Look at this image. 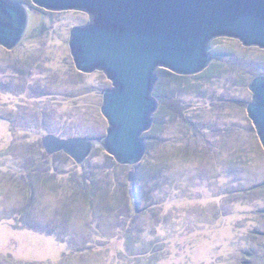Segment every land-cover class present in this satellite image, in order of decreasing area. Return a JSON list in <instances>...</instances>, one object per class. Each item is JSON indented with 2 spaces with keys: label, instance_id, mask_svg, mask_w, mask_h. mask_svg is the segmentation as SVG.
Segmentation results:
<instances>
[{
  "label": "rangeland",
  "instance_id": "rangeland-1",
  "mask_svg": "<svg viewBox=\"0 0 264 264\" xmlns=\"http://www.w3.org/2000/svg\"><path fill=\"white\" fill-rule=\"evenodd\" d=\"M11 1L29 17L0 47V264H264V149L246 111L264 50L220 37L203 72L158 68L142 160L97 144L77 165L42 142L106 136L112 83L76 70L69 48L89 16Z\"/></svg>",
  "mask_w": 264,
  "mask_h": 264
},
{
  "label": "water",
  "instance_id": "water-1",
  "mask_svg": "<svg viewBox=\"0 0 264 264\" xmlns=\"http://www.w3.org/2000/svg\"><path fill=\"white\" fill-rule=\"evenodd\" d=\"M51 12L87 13L89 21L70 31L69 48L82 73L102 71L112 83L103 93V139L43 138L49 155L64 153L83 164L99 144L118 164L135 166L146 153L143 134L153 124L158 68L194 76L212 62L214 39H237L264 50V0H31ZM28 9L0 0V47L14 49L28 31ZM246 111L264 149V75L249 85ZM132 174L129 175L131 180Z\"/></svg>",
  "mask_w": 264,
  "mask_h": 264
},
{
  "label": "trees",
  "instance_id": "trees-1",
  "mask_svg": "<svg viewBox=\"0 0 264 264\" xmlns=\"http://www.w3.org/2000/svg\"><path fill=\"white\" fill-rule=\"evenodd\" d=\"M150 133V132H149ZM148 134V133H147ZM144 135V134H143Z\"/></svg>",
  "mask_w": 264,
  "mask_h": 264
}]
</instances>
